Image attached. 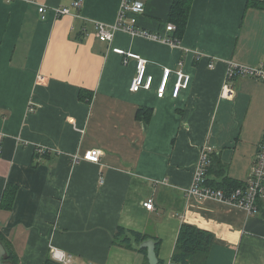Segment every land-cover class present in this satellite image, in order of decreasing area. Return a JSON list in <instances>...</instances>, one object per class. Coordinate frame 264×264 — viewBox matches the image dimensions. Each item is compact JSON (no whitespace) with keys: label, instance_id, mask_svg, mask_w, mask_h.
I'll use <instances>...</instances> for the list:
<instances>
[{"label":"crops","instance_id":"0c3cea01","mask_svg":"<svg viewBox=\"0 0 264 264\" xmlns=\"http://www.w3.org/2000/svg\"><path fill=\"white\" fill-rule=\"evenodd\" d=\"M0 0V231L19 264H43L50 246L75 264H144L136 246L115 244L118 227L159 241L169 264L180 226L212 234L206 264H264V196L257 213L188 198L204 145L224 166L220 177H251L264 132V82L234 78L221 98L229 62L264 60V0H191L179 38L166 32L174 0L144 4L136 28L178 38L157 42L112 25L122 0ZM44 6L45 18L38 9ZM68 8L70 15L57 16ZM174 25V24H172ZM148 61L150 91L132 93L133 60ZM213 63V68H208ZM163 68L182 69L189 87L156 96ZM80 94L81 98H80ZM38 148L45 157H36ZM99 150L100 164L74 163ZM6 192H9L8 195ZM151 201L152 210L143 204Z\"/></svg>","mask_w":264,"mask_h":264},{"label":"built area","instance_id":"2783aa9c","mask_svg":"<svg viewBox=\"0 0 264 264\" xmlns=\"http://www.w3.org/2000/svg\"><path fill=\"white\" fill-rule=\"evenodd\" d=\"M81 0H75L73 6L77 10L81 7ZM144 4L136 0H122L120 10L116 21L112 25H104L99 23L96 25V36L111 42L116 31H123L133 36H141L157 42H162L170 45H177L178 40L174 37H166L163 35H152L138 30L135 26V18H129L128 14H142L144 12ZM41 18H45L46 9L41 6L38 9ZM57 16L70 15L68 8L56 9ZM175 27L172 24L166 26V32L172 33ZM113 52L122 56L127 60H133L135 64V76L132 78L129 90L132 93L139 91H150L154 85V77L148 73V61L132 52H125L121 49H113ZM213 63L209 64L208 68H213ZM172 77V84L170 88V96L173 99L178 98L179 94L189 87L191 78L185 74L182 69L171 70L170 68H163L161 78L156 87V96L159 99L164 98ZM249 77L258 79L264 82V60L258 67H246L234 62H229L225 72L224 83L221 88V98L232 99L234 97V90L231 86V81L234 78ZM38 153H45V149L38 148ZM213 148L209 145L202 146L198 159L195 165L191 185L185 190L188 198H193L198 201H214L218 204L230 208L243 210L247 216L253 215L258 212L257 200L264 196V132L263 139L260 144L259 150L255 158L253 172L250 178L243 183L242 187L231 191L229 194L219 189H213L205 185L207 168L210 164V156ZM102 153L99 150L87 151L82 158L73 156L74 163L85 161L91 164H100V157ZM147 210H152L153 204L147 201L143 204ZM50 259L57 264H75L73 256L58 249L57 247L50 246Z\"/></svg>","mask_w":264,"mask_h":264},{"label":"trees","instance_id":"16d2710c","mask_svg":"<svg viewBox=\"0 0 264 264\" xmlns=\"http://www.w3.org/2000/svg\"><path fill=\"white\" fill-rule=\"evenodd\" d=\"M191 5V0H174L169 11V20L176 29V35L179 38L180 34L184 30L186 20L188 17L189 8ZM177 38V39H178ZM80 94V98H81ZM36 157L47 155L45 153L35 152ZM224 170V166L219 162V158L215 152H212L210 156V164L207 168L205 185L213 189H219L229 194L231 191L242 187L243 183H237L227 176L220 177V174ZM9 192L4 194L8 195ZM262 198L257 200V207L259 210L260 202ZM149 236L138 233L135 231L125 230L122 227H118L113 236V241L115 244L121 247L131 249L133 244L136 246V251L143 254L145 263L148 264L146 258V249L140 248L139 245L144 241L148 240ZM6 238L0 231V243L6 249L5 262L9 264H19L17 255L7 249ZM155 242V251L159 249L160 243L156 238L153 239ZM214 243V238L211 233L199 229L190 224L183 223L180 226L178 236L176 239V244L174 247L173 254L169 264H206L208 254L212 244ZM43 264H57L54 263L50 257H48ZM158 264H163L162 261H158Z\"/></svg>","mask_w":264,"mask_h":264},{"label":"water","instance_id":"95a60500","mask_svg":"<svg viewBox=\"0 0 264 264\" xmlns=\"http://www.w3.org/2000/svg\"><path fill=\"white\" fill-rule=\"evenodd\" d=\"M140 248L146 249V258L148 264H158V258L155 251V242L153 239H148L139 245ZM6 249L3 244L0 243V264H9L5 262Z\"/></svg>","mask_w":264,"mask_h":264}]
</instances>
